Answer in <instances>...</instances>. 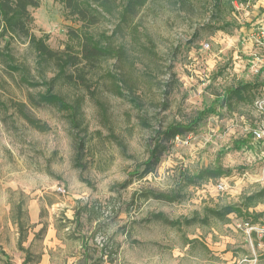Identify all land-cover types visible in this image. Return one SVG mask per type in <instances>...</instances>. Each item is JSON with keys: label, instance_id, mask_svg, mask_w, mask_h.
<instances>
[{"label": "rangeland", "instance_id": "rangeland-1", "mask_svg": "<svg viewBox=\"0 0 264 264\" xmlns=\"http://www.w3.org/2000/svg\"><path fill=\"white\" fill-rule=\"evenodd\" d=\"M175 1L152 0L136 19L135 39L119 34L118 41L129 49L125 64H104L90 89L63 85L70 98L84 94L85 130L73 128L56 106H32L30 95L46 87L22 82L19 72L0 62V264L24 263L14 220L19 205L29 264H40L37 259L49 244L54 254L45 264H78L82 236L92 259L98 255L96 245L117 250L114 261L104 264H264V239L251 236L235 213L224 220L185 221L203 216L205 206L240 202L264 186V132L259 139L251 136L253 129L264 130V3L235 2L232 10L221 6L220 12L214 0H191L186 6ZM30 10L33 32L47 36L55 49L65 47L70 26H80L66 18L60 0H40ZM112 28L111 23L99 26ZM11 49L16 62L28 64L34 81L42 82L28 44L15 39ZM121 65L132 74L139 106L114 95L104 80L108 70L121 72ZM239 82L253 85V103L245 97L231 109L216 100L225 87ZM17 102L27 103L49 128L31 126L14 107ZM209 106L215 111L192 132L166 143L154 172L132 175L144 169L157 129L187 121ZM238 138H247L248 145L235 148ZM78 142H83L80 149ZM218 161L232 170L221 179L223 188H218L221 180L182 185L187 174ZM149 188L181 189L182 195L174 202L141 196ZM84 205L94 208L93 217L79 215L78 224L76 212ZM251 210L264 211V203ZM159 212L179 225L156 219Z\"/></svg>", "mask_w": 264, "mask_h": 264}, {"label": "trees", "instance_id": "trees-1", "mask_svg": "<svg viewBox=\"0 0 264 264\" xmlns=\"http://www.w3.org/2000/svg\"><path fill=\"white\" fill-rule=\"evenodd\" d=\"M151 1L60 0L64 6L66 18L79 22L80 26L77 28L70 26L67 32L68 41L65 47L55 49L49 44L47 36H37L33 32L35 17L30 7H39L40 0H0V62L8 66L11 72H19L22 82L32 87L41 83L46 87L39 95H30L29 103L32 106H56L61 111L67 113L73 128L85 130L82 108L84 94L81 93L70 98V95L63 91V85H71L72 88L76 89H90L95 75L104 67V64L109 63L111 60L125 64L129 49L125 42L118 41V36L119 34L124 35L127 32L135 39L139 29L136 19ZM178 2H181L182 6H186L191 3V0L175 1V3ZM214 2L215 7L219 8L221 12V6H226L229 10H232L235 2L245 3L250 2V0H214ZM104 23H111L113 25L112 30L99 29V26ZM222 28L225 29V26ZM15 39L25 41L28 44V48L35 53L36 70L42 82L34 81L36 77L31 76V67L28 64L16 62L11 49L12 41ZM132 79V74H128L123 67V70L119 73L108 70L104 80L108 83L114 95L126 97L132 103L139 106L141 105L140 96L135 92L136 86ZM253 88V85L248 82L232 84L225 87L223 93L219 94L216 100L221 98L231 109H235L237 102L244 100L245 97H248L251 103L254 102V97H251ZM167 105V103L164 104L166 109L168 108ZM14 107L34 128L40 131H46L49 128L47 123L32 113L27 103L17 102L14 104ZM213 111L215 109L209 106L198 112L196 116L190 117L187 121H172L157 129L155 131V143L153 147H151V144L148 146V157L143 162L144 169L142 172H139L137 169V172L132 175L143 178L154 172L160 163L163 151L166 149V143L173 141L177 136H184L192 132L203 117ZM141 121L143 125L149 127L150 122L146 117H141ZM251 136L258 139L253 132ZM248 143L249 140L247 138H238L234 141L233 145L235 148L240 149L244 145H248ZM82 145L83 142H78V149ZM231 172L230 168L218 161L202 167L197 173L187 174L184 177L182 185L185 187L198 185L209 180L219 181L229 176ZM128 183L126 182L125 186ZM181 193V189L158 191L154 188H149L141 191V196L174 202L181 198ZM261 202L264 203V186L244 194L240 202L205 206L203 216L187 218L185 221L186 224L198 221L206 222L210 216L224 220L229 214L235 213L243 219L244 223H248L249 225L264 224L260 220L264 215V211L251 210V208ZM81 209L76 212L77 219L74 220L79 224L83 214H87V220H92L94 208L84 205ZM79 215L81 216L80 219ZM154 216L156 219L172 226H177L180 223L178 220L171 219L163 212L156 213ZM14 220L18 224L20 232L19 248L26 252L23 264H29L32 261V257L30 249L25 248L23 244L28 239V232L27 228H25V222L21 219L20 205ZM252 235L257 237L255 231L251 232ZM80 237L77 236L79 239ZM262 238L264 239V236ZM82 247L84 252L82 260L78 264H104L106 261L113 262V253H117V250H113V246L111 247L109 244L96 245L98 255L97 258L92 259V256H89L88 250L91 246L87 242V238L85 239V236H82ZM41 258L42 256L40 255L37 263L41 261Z\"/></svg>", "mask_w": 264, "mask_h": 264}, {"label": "built area", "instance_id": "built-area-1", "mask_svg": "<svg viewBox=\"0 0 264 264\" xmlns=\"http://www.w3.org/2000/svg\"><path fill=\"white\" fill-rule=\"evenodd\" d=\"M243 5L244 3H240ZM264 130L260 128L253 129V134L256 136V138H262L263 137ZM179 138V136H177ZM224 183L222 180L218 184V188H223ZM245 227L248 228L249 233L251 234L252 231H255L259 238H262L264 236V224H257V225H249L248 223H244ZM262 249H264V242L261 243Z\"/></svg>", "mask_w": 264, "mask_h": 264}, {"label": "crops", "instance_id": "crops-1", "mask_svg": "<svg viewBox=\"0 0 264 264\" xmlns=\"http://www.w3.org/2000/svg\"><path fill=\"white\" fill-rule=\"evenodd\" d=\"M261 2H263L264 3V0H260ZM54 247H52L50 244H49V249H44V251H43V253H42V259H41V261H40V264L41 263H44L45 264V262L46 261H50L51 260V255L52 254H54L52 251L54 250L53 249Z\"/></svg>", "mask_w": 264, "mask_h": 264}]
</instances>
